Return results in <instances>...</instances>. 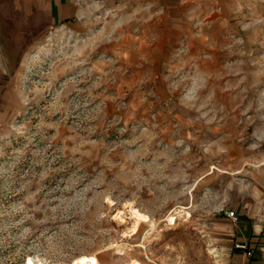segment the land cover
<instances>
[{
    "label": "clouds",
    "instance_id": "9594fccd",
    "mask_svg": "<svg viewBox=\"0 0 264 264\" xmlns=\"http://www.w3.org/2000/svg\"><path fill=\"white\" fill-rule=\"evenodd\" d=\"M0 264H264V0H0Z\"/></svg>",
    "mask_w": 264,
    "mask_h": 264
},
{
    "label": "crops",
    "instance_id": "0c3cea01",
    "mask_svg": "<svg viewBox=\"0 0 264 264\" xmlns=\"http://www.w3.org/2000/svg\"><path fill=\"white\" fill-rule=\"evenodd\" d=\"M167 40H168V35L165 34L164 39L162 40V42H161V44H160V49H161L162 51H165V52H166V50H167Z\"/></svg>",
    "mask_w": 264,
    "mask_h": 264
}]
</instances>
